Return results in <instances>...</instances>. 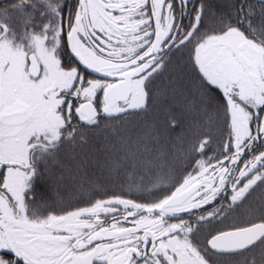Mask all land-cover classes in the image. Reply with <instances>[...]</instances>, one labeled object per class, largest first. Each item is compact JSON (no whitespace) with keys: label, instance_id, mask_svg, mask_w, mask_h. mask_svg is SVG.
<instances>
[{"label":"snow or ice","instance_id":"obj_1","mask_svg":"<svg viewBox=\"0 0 264 264\" xmlns=\"http://www.w3.org/2000/svg\"><path fill=\"white\" fill-rule=\"evenodd\" d=\"M0 264H264V0H0Z\"/></svg>","mask_w":264,"mask_h":264},{"label":"flooded vegetation","instance_id":"obj_2","mask_svg":"<svg viewBox=\"0 0 264 264\" xmlns=\"http://www.w3.org/2000/svg\"><path fill=\"white\" fill-rule=\"evenodd\" d=\"M42 191L44 192L45 195H49L50 191L46 190L44 187L42 188Z\"/></svg>","mask_w":264,"mask_h":264},{"label":"trees","instance_id":"obj_3","mask_svg":"<svg viewBox=\"0 0 264 264\" xmlns=\"http://www.w3.org/2000/svg\"><path fill=\"white\" fill-rule=\"evenodd\" d=\"M44 188H45L46 190H48V191H49V189H48L46 186H45ZM49 195H50V194H49Z\"/></svg>","mask_w":264,"mask_h":264}]
</instances>
